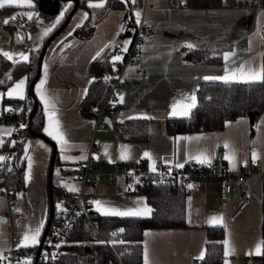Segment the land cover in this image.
I'll return each mask as SVG.
<instances>
[{"label": "crops", "instance_id": "0c3cea01", "mask_svg": "<svg viewBox=\"0 0 264 264\" xmlns=\"http://www.w3.org/2000/svg\"><path fill=\"white\" fill-rule=\"evenodd\" d=\"M134 4V19H137L135 14L139 12L144 19L155 21L157 37L141 44V62L146 66L145 71H140L135 64L124 68L125 73L131 75V79L118 88L116 99L121 101L122 97L125 107L108 115L109 125L103 129H93V118L82 116L79 112L87 83L94 76L87 68L88 62L101 49L108 50L122 23L131 13L120 19L121 11L118 8H108L101 17L92 15V31L84 36L81 32L75 33L78 28L76 25L81 24L84 20L83 14L87 13L86 8L79 6L44 45L39 71L32 85L43 109L42 131L47 117L36 84L44 78L46 83L42 91L54 105L52 110L65 134L67 144H60L44 131L43 133L55 142L61 165L77 167L92 145L95 166L99 169L107 168L112 161L127 164L141 161L149 169L150 165L155 166L162 162L176 166L189 160H197L191 157L200 153L208 157V162H224L231 172L243 169L246 176L242 184L248 191V201L235 217L230 214L238 193V182L231 185L227 194L219 180L192 182L193 187L188 188L184 199L183 226L143 228L140 239L141 264H144L145 249L149 264L197 262L200 253L205 250L208 225H221L223 228L222 264H225V259L228 264H259L254 256L258 255L256 245L261 242L259 173L264 171V109L254 123L252 134L249 133V122L245 115L226 120L225 122H229L227 126L224 122L221 129L213 131L171 133L166 131L164 120L171 116L169 113L174 103H187L186 98L195 94L198 80L206 76H222L225 67L234 68L241 64L259 67L264 64V35L260 33L264 26V6L239 3L217 7H188L171 4L169 0H140L138 4ZM142 7L144 8L141 11ZM62 10L64 7L57 13ZM49 20L45 21L48 26L53 23L48 22ZM15 29L14 33L18 36L19 31ZM17 38L20 39L21 36ZM198 42H222L228 44L229 48L222 52L220 62H192L184 59L181 49ZM225 53H230L227 61L224 59ZM113 55L110 54L109 59L115 63L112 60ZM21 79H25V95L28 88L27 74L23 72L0 87V108L9 105L5 100L18 98L9 97L7 92ZM130 119L147 120L148 135L145 139L122 138L117 126ZM8 132L11 134L8 135ZM12 132L11 124L0 121V140L3 141L0 143V157H4L0 164L7 157L8 146L12 144ZM183 137L192 139H177ZM4 142L5 148L2 146ZM225 144L228 148H225ZM25 145H28L27 155L32 161L31 178L27 182L25 173L29 172V161L25 155ZM125 150L129 159H119L121 152ZM145 152L150 153L151 160L144 156ZM253 152L257 154L255 162L252 158ZM23 153V187L7 197L5 189L0 186V216H5L0 219V254L4 248H21L17 247V243L23 234L37 227L41 221L44 224L46 216L50 144L32 134L24 141ZM226 155L234 156V161L226 160ZM65 156L68 159H64ZM66 175H71L76 180L75 189H78L76 174L66 173L62 176ZM63 177L61 181L64 180ZM100 187H103L102 191ZM124 188L123 179L115 177L111 183H94L90 186V191L93 201L99 200L107 208L126 210L136 207L141 200L150 207L141 192L128 193ZM92 209L98 212L94 203ZM213 216L221 217L223 223H211L210 218ZM225 239L229 240L232 249L227 258L224 256Z\"/></svg>", "mask_w": 264, "mask_h": 264}, {"label": "trees", "instance_id": "16d2710c", "mask_svg": "<svg viewBox=\"0 0 264 264\" xmlns=\"http://www.w3.org/2000/svg\"><path fill=\"white\" fill-rule=\"evenodd\" d=\"M129 1L125 0H104V7L90 8L88 0H71V7L65 13L63 20L58 24L42 42L30 48L29 59L27 61L17 60L15 62L7 59L0 52V87L13 80L17 75L25 72L27 74V91L23 99L5 100L13 110L21 108L23 116L21 121L14 126L13 141L8 150L12 151L11 156H7L0 164V186L7 193L12 195L16 190L23 187L24 153L23 144L27 136L37 135L50 144V157L48 170L51 172L50 183L48 184V203L44 224L40 231L41 234L46 227L47 219L52 222L56 205L61 203L68 204L73 200L75 191L66 188L61 178L66 173L76 174L77 167L61 165L57 156L55 142L46 136L42 131L43 109L35 95L32 85L39 71L38 56L43 52L44 45L58 32L61 25L68 19L71 13L79 6L87 9V18L81 22V26L76 28L75 33L81 32L87 36L91 33L93 23L92 15L101 17L108 8L123 7ZM252 0H175L174 5L188 7H217L225 4H250ZM69 3V0H32L34 17L28 22L33 23L37 18L48 20L52 18L62 7ZM253 2L264 6V0H253ZM14 6H5L0 10L10 11ZM27 8V7H25ZM4 27L9 31L18 27L15 20L9 19ZM229 45L222 42H198L192 47L181 49L184 59L192 62H220L222 52L228 49ZM112 50H104L95 60L88 62L87 68L94 74L93 78L87 83L85 93L79 105V112L82 116L92 117L95 109L99 106L107 90L109 79L108 75L114 63L109 59ZM196 107L192 108L189 115L170 116L165 118L164 126L168 132H186L194 130L213 131L222 128L224 122L234 119L239 115H245L249 122V133L254 131V123L264 109V81L238 82L232 81L225 83L221 80H198L195 87ZM11 115L0 114V121L7 122ZM23 124L25 127L21 128ZM117 130L123 139L141 140L148 135L147 120L130 119L121 122ZM14 142V143H13ZM6 147V142L3 143ZM50 158H52L50 160ZM141 162V161H140ZM110 164V163H109ZM57 166V167H56ZM109 166L105 169H108ZM119 177V176H118ZM125 184L126 192H141L146 202L153 210L147 217H120L106 216L93 211L90 219L80 212L71 218L68 229L62 235V242L57 248L56 254L48 256L47 260L39 259V253L43 244L38 249L36 245H30L26 249L28 258L23 264H78L80 255H91L94 264H141V233L145 227H176L183 226L184 222V199L188 188L180 182L161 183L143 180L141 183L131 181L127 177L120 176ZM149 177V176H147ZM260 178V236L264 241V171L259 173ZM115 179V178H114ZM113 179V180H114ZM106 183H111L104 181ZM131 185V188H129ZM50 205L52 209H50ZM93 210V209H92ZM123 229L122 232L119 230ZM115 230L124 243L106 244L100 243L102 238H109L110 231ZM223 228L221 225H208L206 227V241L204 258L198 259L196 264H222ZM24 252L22 249H19ZM259 264H264V245L260 253L254 256Z\"/></svg>", "mask_w": 264, "mask_h": 264}, {"label": "built area", "instance_id": "2783aa9c", "mask_svg": "<svg viewBox=\"0 0 264 264\" xmlns=\"http://www.w3.org/2000/svg\"><path fill=\"white\" fill-rule=\"evenodd\" d=\"M171 4H175V0H169ZM256 2L250 1V4ZM258 4V3H257ZM135 7L134 2L129 1V13H131L120 28V31L116 38L111 42L110 48L111 54L119 55L121 60L115 61L112 70L108 75L109 84L105 92L102 103L96 107L93 118V129H103L108 125L104 120L105 116L112 114L115 110H120L125 107V103L116 99L118 88H120L127 80L131 79V75L125 73L124 68L130 64L138 66L140 71H145L146 66L142 64L141 60V44L145 40L155 39L157 37L155 21L144 19L142 15L139 17L140 23H137V19L132 16V11ZM144 7L141 8V11ZM22 19L27 20L24 16ZM19 27V26H18ZM25 31L29 32V39L32 35L36 34V30L33 29V25L28 22L20 26ZM32 29V30H31ZM260 33L264 35V26L260 30ZM26 40V37H25ZM24 40V41H25ZM30 41V40H29ZM128 41L127 44L125 42ZM125 48L127 49L125 51ZM11 115L8 117L7 122L14 126L18 124L23 116L21 108L13 110L12 106L8 105L0 108V114ZM13 138V132H12ZM94 148L89 146L86 157L80 162L77 168L76 176L79 181L78 189L74 193L73 200L66 205L59 203L60 207L56 205L53 221H49L47 230L44 234L42 241L45 249L39 253V259L42 261L47 260L51 254H56V245L62 242V235L68 229L71 218L83 212L91 221L93 214V195L90 191V186L99 181L113 182L115 177L124 176L141 183L143 180H151L152 182L161 183H175L180 182L185 188H189L188 185L192 182L213 178L218 179L222 183L224 192L227 194L230 191L232 178L234 177L239 184L236 200L233 205L231 217H235L242 208L247 204L248 191L243 186L242 181L246 176V172L243 169H238L235 172L229 171L224 162L220 160H213L206 163H199L198 160H189L183 164L182 168H177L174 164L168 162H162L155 165L156 171L153 172L149 168H146L142 162L137 161L133 164H127L120 161H112L109 164L108 169L97 168L96 161L93 158ZM12 151L7 149V156H11ZM219 152L216 153L218 157ZM3 163V162H2ZM149 176V177H147ZM101 191L103 187L99 188ZM7 197H11L6 192ZM115 230L110 231L111 233ZM116 240L119 242L121 239L118 235L109 238H102L106 244H110L108 241ZM21 250H13L10 248H4L1 250L3 259L0 260V264H23L21 260ZM81 264H91L87 259H82ZM94 264V262L92 263ZM193 264H196L193 261ZM241 264V263H236Z\"/></svg>", "mask_w": 264, "mask_h": 264}, {"label": "snow or ice", "instance_id": "6c2138e0", "mask_svg": "<svg viewBox=\"0 0 264 264\" xmlns=\"http://www.w3.org/2000/svg\"><path fill=\"white\" fill-rule=\"evenodd\" d=\"M125 2H127V0H125ZM5 6H16V7H27L29 9H32L34 7L32 0H0V8H3ZM71 7V0H69V3H67L64 6V10H62L55 18V21L53 23H51L43 32L44 36H47L58 24H60V22L63 20L65 13L68 11V9ZM88 7L90 8H102L104 7V0H99V2L94 3L93 0H88ZM22 15H26L27 18L29 20H32L34 17V13L32 11H28L26 13H21ZM18 14V15H21ZM137 17V23H140L139 17H140V13L137 12L136 14ZM83 18L86 19L87 18V13L83 14ZM11 20H15L17 19V16H13L10 18ZM10 22L9 19H5L4 23L8 24ZM82 22V21H81ZM80 24H77L76 27H80ZM69 35H71V33H69ZM128 41L125 42V44H127ZM105 47H107V45H105ZM189 47H192V45H189ZM127 49L125 48V51ZM103 51V49H101L100 51H98L96 53V56L93 57V60H95L98 56H100V53ZM3 55L9 59V60H14V57L11 53L9 52H4ZM230 53H225L224 59L227 61L229 58ZM20 59L22 61H27L29 59V57L27 55L24 54H20ZM122 57L119 55L113 56L112 60L115 61H119L121 60ZM15 62V61H14ZM47 72V68L45 67V73ZM205 80H221L225 83H229L232 81H238V82H255V81H264V64H261L259 67H252L251 65H245V64H241L239 67H234V68H229V67H225L224 70V75L222 76H213V77H204ZM0 83H3L2 81H0ZM46 83V79L42 78L40 80V82L38 84H36V90L37 93L40 95V99L41 101L44 102L45 105V111L44 114L47 117V123L45 124V127L43 129V131L45 133H47L49 136H51L53 139L57 140L58 143L60 144H67V140L65 139V134L64 132L61 130L60 125H59V121L56 118L55 112L52 110L54 109V105L51 104L49 98L46 97V95L44 94V92L42 91L43 86ZM24 85H25V79H21L18 82H16L14 84V86L12 88H10L7 92V95L9 97H18L20 99L24 98ZM187 103H185L184 101H178L177 103H174L172 105V110L169 113V115L171 116H182V117H186L189 115V112L192 108L196 107V96L193 93L191 96L187 97ZM123 98L121 97V102H122ZM226 126L229 122H225ZM21 128L25 127V125L21 124L20 125ZM8 135H10L11 133L8 132ZM177 139H192L190 137H183V138H177ZM3 141L0 140V143H2ZM14 143V142H13ZM225 148H228V145L225 144ZM28 153V145H25V155L26 158L29 161V172L25 173V181L27 182L30 178V169H31V158L28 157L27 155ZM105 155H107V151L105 152ZM256 153L253 152L252 154V158H253V162H255L256 160ZM145 157H148L151 160V155L148 152L144 153ZM64 159H68V157H63ZM192 159H197L199 163H206L208 162V157H206L203 153H200L198 156H193L191 157ZM226 160H229L230 162L234 161V156H230V155H226L224 157ZM4 157H0V160H3ZM119 159L122 160H127L129 159V154L127 152V150L122 151ZM177 168H182L183 164H176ZM150 170L155 172L156 168L154 165H150ZM189 188H192L193 185L189 184L188 185ZM129 188H131V185H129ZM71 191H76L77 189L72 188L70 189ZM93 203L96 205V210L98 212H100L102 215H106V216H120V217H147L152 213V209L150 207L147 206L146 203L143 202V200L138 201L137 202V206L134 208H129L126 210H119V209H112V208H107L105 207L101 201L96 200L93 201ZM57 207L59 208L60 205L58 204ZM16 211H19V209H16ZM210 222L214 223V224H221L223 223V220L221 217H216L213 216L210 218ZM43 226V221L40 222V224L35 227L34 229H29L27 232H25L23 234L22 239L17 243V247H28L30 245H36L38 243V238L40 236V229ZM120 232L123 231V229L119 230ZM146 235H148V233H145ZM111 235L113 237H115L117 235L116 232L111 233ZM109 243L115 244L117 243L116 240H110L108 241ZM100 243H103V241H101ZM119 243H124V241H119ZM223 245H224V256L225 258H227L230 254L232 249L230 248L229 245V240L225 239L223 241ZM262 245H264V241H261L260 243H258L256 245V251L257 254L260 253L261 247ZM56 247H59V245H56ZM199 259H203L204 258V252L202 251L200 253V256L198 257ZM3 259L2 254H0V260ZM144 264H149V258H148V252L147 249H145V253H144ZM225 264H228V260L225 259Z\"/></svg>", "mask_w": 264, "mask_h": 264}, {"label": "rangeland", "instance_id": "374dc122", "mask_svg": "<svg viewBox=\"0 0 264 264\" xmlns=\"http://www.w3.org/2000/svg\"><path fill=\"white\" fill-rule=\"evenodd\" d=\"M131 2H134L136 4H138L140 2V0H131ZM120 11H121V16L120 19H122L124 16H128L129 15V5L126 3L123 7H117ZM28 11H32V9L29 8H25V7H19V8H13V10L10 11H4V10H0V52L3 54L4 52H9L13 55L14 60H10L12 62L17 61V60H21L20 59V54H24V55H28V52L30 50V48H34L35 46L39 45L42 42V39L45 37L43 35L44 30L47 28V22H45L46 20H42V22H37V20H35L33 23H31L33 25V29L36 30V34L32 35L31 38L29 39V32L28 30H26V40L22 43H15L13 41V33L16 31L15 27L13 30H8L7 28L4 27V20L11 18L13 16H17V23L18 26H23L24 23L27 22L28 18L26 15H22L21 13H26ZM135 12V10H133V13ZM21 14V15H18ZM59 13H56V15L49 20L48 22H54L56 16ZM22 16H24L27 20L22 19ZM125 19V18H124ZM123 19V20H124ZM67 27L64 29L66 30ZM32 30V29H31ZM20 37L19 33L18 36ZM30 40V41H29ZM113 54H111L112 56ZM115 56V55H113ZM76 166V165H75ZM57 167V166H56ZM64 180H62V183L64 184V186L66 188L72 189L76 187V180H73L71 175H66L63 177ZM208 179H212V180H218V179H213V178H208ZM203 180H207V179H203ZM237 183V181L233 178L231 185H233L234 183ZM238 184V183H237ZM78 186H79V181H78ZM124 192V191H123ZM126 193V192H124ZM130 193V192H128ZM22 249L24 252L21 255V260H25L27 259L28 256V252L26 251V249L24 247L21 248H17ZM45 249V246L42 247V250ZM87 259L91 264L93 263V257L91 255L85 256V255H80L78 257V264H81L82 259Z\"/></svg>", "mask_w": 264, "mask_h": 264}, {"label": "water", "instance_id": "95a60500", "mask_svg": "<svg viewBox=\"0 0 264 264\" xmlns=\"http://www.w3.org/2000/svg\"><path fill=\"white\" fill-rule=\"evenodd\" d=\"M39 21H41V18H37V22H39ZM17 30L19 31V33H20V36H21V38L20 39H18L17 38V35H16V33H14L13 34V39H14V42H16V43H22V42H24V40H25V37H26V32H25V30L24 29H22L21 27H17ZM41 56H42V52H40V54H39V56H38V62L40 63V60H41ZM29 89H30V86L28 87ZM104 120L106 121V123H107V125H109V117L108 116H105L104 117ZM52 158H50V160H51ZM50 176H51V172L49 171L48 172V184L50 183ZM48 194L50 195V191L48 192ZM50 209H52V206L50 205ZM3 219V218H5V216H0V219ZM49 218L47 219V222H46V227H45V229L43 230V232H42V234H41V237H40V240H39V242H38V249L40 248V246H41V244H42V241H43V238H44V234H45V232H46V230H47V226L49 225Z\"/></svg>", "mask_w": 264, "mask_h": 264}]
</instances>
